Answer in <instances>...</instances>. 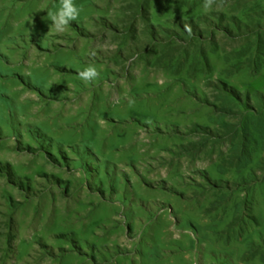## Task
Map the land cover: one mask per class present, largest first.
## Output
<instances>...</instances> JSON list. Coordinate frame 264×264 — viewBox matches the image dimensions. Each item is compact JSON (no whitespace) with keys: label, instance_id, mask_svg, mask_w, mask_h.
I'll return each mask as SVG.
<instances>
[{"label":"rangeland","instance_id":"rangeland-1","mask_svg":"<svg viewBox=\"0 0 264 264\" xmlns=\"http://www.w3.org/2000/svg\"><path fill=\"white\" fill-rule=\"evenodd\" d=\"M204 2L0 0V264H264V0Z\"/></svg>","mask_w":264,"mask_h":264},{"label":"clouds","instance_id":"clouds-1","mask_svg":"<svg viewBox=\"0 0 264 264\" xmlns=\"http://www.w3.org/2000/svg\"><path fill=\"white\" fill-rule=\"evenodd\" d=\"M213 2L214 0H205L203 7L207 9ZM80 11L81 8L74 3V0H59V7L55 11L49 10L47 17L51 20L56 32L62 33L71 21L77 19ZM79 75L85 81H92L98 78L99 73L94 66L90 65Z\"/></svg>","mask_w":264,"mask_h":264}]
</instances>
